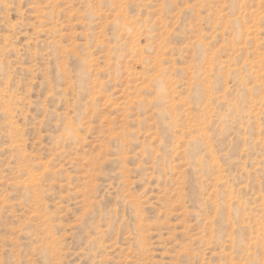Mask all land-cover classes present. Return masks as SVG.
Returning <instances> with one entry per match:
<instances>
[{
	"label": "rangeland",
	"instance_id": "rangeland-1",
	"mask_svg": "<svg viewBox=\"0 0 264 264\" xmlns=\"http://www.w3.org/2000/svg\"><path fill=\"white\" fill-rule=\"evenodd\" d=\"M0 264H264V0H0Z\"/></svg>",
	"mask_w": 264,
	"mask_h": 264
}]
</instances>
